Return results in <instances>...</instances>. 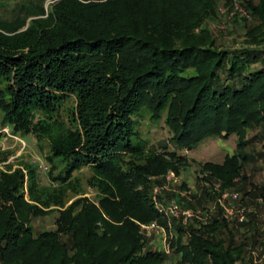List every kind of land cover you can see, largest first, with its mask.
Instances as JSON below:
<instances>
[{
  "label": "trees",
  "instance_id": "1",
  "mask_svg": "<svg viewBox=\"0 0 264 264\" xmlns=\"http://www.w3.org/2000/svg\"><path fill=\"white\" fill-rule=\"evenodd\" d=\"M8 1L14 18L0 20V125L47 143L58 190L88 167L97 199L62 208L63 192L44 198L49 187L39 189L34 167L0 168V264H162L167 254L147 248L139 231L152 221L174 230L176 264H237L242 244L233 246L220 205L187 231L168 228L151 189L156 177L188 164L183 148L212 136L237 135L236 145L222 163L200 164L199 174L208 173L200 184L222 189L201 185L202 196L212 201L235 179L245 182L246 131L259 127L264 138V0H242L253 22L244 21L245 43L234 47L220 46L205 23L217 17V0H53L47 8L44 0ZM145 119L163 120L172 148L141 136ZM56 161L63 167L53 176ZM251 184L238 187L246 203L258 195L264 204ZM52 205L56 228L34 233L30 215Z\"/></svg>",
  "mask_w": 264,
  "mask_h": 264
},
{
  "label": "rangeland",
  "instance_id": "2",
  "mask_svg": "<svg viewBox=\"0 0 264 264\" xmlns=\"http://www.w3.org/2000/svg\"><path fill=\"white\" fill-rule=\"evenodd\" d=\"M1 1L0 20L3 23H7L5 21L9 22L14 18V2L12 3L8 0ZM52 1L53 0H44V7L47 8ZM217 1V17L215 16L205 22L216 37L217 43L220 46L225 47H234L245 43L244 21L252 23L253 20H250L251 15L250 18H241L239 10L234 9L236 7L245 8L241 3L242 0ZM24 2L29 4L27 0ZM231 10L235 11L236 15L231 16ZM246 10L250 14L249 10ZM29 19L31 18H28L27 20ZM22 30L23 28H20L17 31ZM6 129L8 130L6 131ZM140 129L142 131L141 136H143L150 145L159 147L167 144L172 148L173 142L170 141V134L167 127L164 125L163 120L152 122L145 119L142 122ZM19 138L23 142H21ZM236 138L237 135H231L226 139H221L216 136L206 137L191 149L183 148L181 153L187 156L188 164H181L178 174L170 169L163 175L156 177L160 182H156L152 186L151 198L158 205L170 206L176 204L181 209H191L193 212L197 213L184 222L181 216L163 212L168 228H170L173 223L182 224L186 231L188 225H197L199 222H207L212 214H216L218 205L223 208L222 203L225 206L229 204V212L227 213L226 220L232 230L231 239L234 242L233 246H238L240 242L242 244L240 249L243 254L237 264H264L263 197L257 195L252 199L251 204L246 203L247 200L250 201L251 199L244 198L242 195L243 192L238 190V187L242 185L240 184L241 180H239V178L235 179V187L224 189L220 194L216 195L212 201H208L202 196L204 187H212L216 192L221 191L222 189L220 188L219 182L210 183L204 181L200 184V178L204 177L206 174H199L198 170L200 164L207 161L222 163L226 154H232L234 152ZM245 139L248 140V145L245 148L248 162L243 165L241 172L242 175L246 176L245 182L242 186L245 185L248 188V183L250 182L252 183V187L260 188L264 195L263 131H261L259 127L249 128L246 131ZM0 150L3 152L2 157L6 156V158L0 162V168L11 167L14 169L16 167H21L24 170V173H26L24 167H34L37 174L39 189H42L44 186L49 187L45 190L44 198L49 196V200L50 198L52 200L53 195H57V192H63L64 206L62 208H65L66 205L78 197H85L93 202L97 199L96 190L91 184H88V179L92 174L88 167H83L80 170L73 172L71 178L72 181L67 185V188H61V190H58V182L53 183L48 171H44L41 167V165H47L48 170L51 167V163L46 159V156L49 155L50 151L45 141L38 143L31 134L21 136L18 133H13L11 126L5 123L0 125ZM56 164L57 168L53 171V176H56L63 167L62 163H59L58 161H56ZM206 175L208 176V173ZM152 177L154 178V176ZM201 185L204 187L202 188ZM26 192L25 188V198L28 199ZM225 192H228L229 194L238 192L239 195L234 199H223V194ZM46 209L51 210L46 211V213L40 216L30 215L29 217V224L33 228V232L36 234L40 231L49 229L53 230L56 228L59 206L52 205ZM225 213L226 212H224L223 208L221 213L222 216H225ZM139 225L141 235H144V238L147 240L146 247L157 251H164L165 254H167L166 258L162 261V264H176L178 255L173 253L168 246L169 237L173 234L174 230H170L171 233H168V231L165 232V226L159 224L157 221ZM159 226L163 227L164 230ZM182 240H186L184 236Z\"/></svg>",
  "mask_w": 264,
  "mask_h": 264
},
{
  "label": "built area",
  "instance_id": "3",
  "mask_svg": "<svg viewBox=\"0 0 264 264\" xmlns=\"http://www.w3.org/2000/svg\"><path fill=\"white\" fill-rule=\"evenodd\" d=\"M234 9H238L239 10V12H240V16L241 17H246V18H250V14L247 12V10L245 9V8H243V7H236V8H234ZM230 15L232 16H234V15H236L235 14V11H232L231 10V12H230ZM8 129H6V131H7ZM20 139V138H19ZM21 140V139H20ZM21 142H23L22 140H21ZM41 167L43 168V170L44 171H47L48 170V166L47 165H41ZM238 192H233V193H228V192H225L224 194H223V199H225V198H229V199H234V198H237L238 197ZM222 205H223V208H224V212H226L225 214V218H227V213L229 212V204L227 205V206H225L223 203H222ZM156 206H157V208L159 209V211H161V212H168L169 214H174V215H177V216H181L182 217V219H183V221L184 222H186V220L188 219V218H191V217H193L195 214H197V213H195V212H193L191 209H181V208H179V206H177L176 204H172V205H170V206H162V205H158V204H156Z\"/></svg>",
  "mask_w": 264,
  "mask_h": 264
},
{
  "label": "crops",
  "instance_id": "4",
  "mask_svg": "<svg viewBox=\"0 0 264 264\" xmlns=\"http://www.w3.org/2000/svg\"><path fill=\"white\" fill-rule=\"evenodd\" d=\"M159 227H161V226H159ZM161 228L164 230V228H163V227H161ZM161 228H160V229H161Z\"/></svg>",
  "mask_w": 264,
  "mask_h": 264
}]
</instances>
